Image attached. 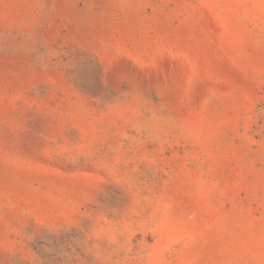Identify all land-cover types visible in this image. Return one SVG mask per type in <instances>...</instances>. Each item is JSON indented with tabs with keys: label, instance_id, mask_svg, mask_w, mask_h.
I'll return each mask as SVG.
<instances>
[{
	"label": "rangeland",
	"instance_id": "obj_1",
	"mask_svg": "<svg viewBox=\"0 0 264 264\" xmlns=\"http://www.w3.org/2000/svg\"><path fill=\"white\" fill-rule=\"evenodd\" d=\"M0 264H264V0H0Z\"/></svg>",
	"mask_w": 264,
	"mask_h": 264
}]
</instances>
